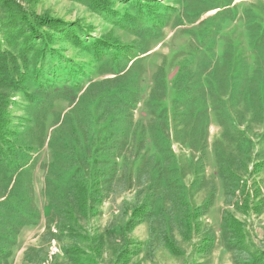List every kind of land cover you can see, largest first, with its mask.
Segmentation results:
<instances>
[{
    "label": "rangeland",
    "instance_id": "obj_1",
    "mask_svg": "<svg viewBox=\"0 0 264 264\" xmlns=\"http://www.w3.org/2000/svg\"><path fill=\"white\" fill-rule=\"evenodd\" d=\"M15 2L66 24L49 30L45 45L39 40L29 42L32 49L45 48L43 57L33 50L27 56L41 67L40 80L50 93L28 80L26 90L11 97L13 164L19 162L23 167L16 175L0 168V202L17 204L24 220L0 209V222L6 225L2 234L13 241L6 247L0 243L7 254L0 264H67L62 248L81 264H233L216 234L211 249L204 251L208 243L203 241L202 228L207 225L217 232L214 212L218 208L244 224L243 239L250 251H264V112L257 108L254 97L243 100L241 94L255 91L260 82L264 90V0H106L109 11L90 9L87 0ZM208 76L213 83L210 89ZM105 79L108 81L100 83ZM65 85L69 89L50 91ZM97 92L109 95L99 104L98 109L103 110L98 114ZM28 94L37 101L31 102ZM164 109L170 146L183 161L185 182L192 179L187 175V161L195 162L202 151L200 166L195 167L216 188L212 211L199 219V234L181 238L175 232L176 253L163 247L147 248L148 223L135 221L128 230L126 222L131 217H121L135 194L127 187L94 204L85 214L73 209L71 220L65 223L70 230L56 228L45 193L59 194L60 199L61 184L50 177L48 167L52 166L54 174L68 176L70 164L51 165L55 134L66 140L71 134L70 139L77 142L81 138L87 146L92 124L105 131L101 136L113 140L120 135L127 140L143 136L147 145L142 127L159 116L164 119ZM235 129L246 132L250 145L237 139ZM83 146L78 161L86 153ZM124 155L123 165H129V149ZM217 158L221 168H229L238 182V197L235 193L228 206L221 203ZM203 195V191L196 193L193 203L198 205ZM255 197L259 199L254 201ZM252 203L256 205L250 207ZM60 224L64 226V222Z\"/></svg>",
    "mask_w": 264,
    "mask_h": 264
},
{
    "label": "trees",
    "instance_id": "obj_2",
    "mask_svg": "<svg viewBox=\"0 0 264 264\" xmlns=\"http://www.w3.org/2000/svg\"><path fill=\"white\" fill-rule=\"evenodd\" d=\"M87 1L90 9L101 11H109L110 9L106 0ZM64 24L66 23L61 19L39 15L31 9L17 4L15 0H0V168H7V171L12 175H16L18 172L22 173L23 167L19 162L13 164L15 156L13 155V143L10 139L12 129L10 128L9 115L12 94L24 92L28 80L35 81V87L40 90L44 89L45 93H50L40 80L41 67L33 62L31 57L27 56L33 50L36 56L43 57L45 48L32 49L29 42L39 40L43 41L44 45L47 44V41L50 40L49 30H57ZM95 44L96 42L92 46ZM33 55L32 57H34ZM222 57L224 58V56ZM107 81L108 79H105L100 83ZM245 82L246 84L249 83L248 73L245 76ZM206 84L209 89L212 87L211 76L210 78L207 77ZM249 85H247L248 88ZM63 89L66 90L69 87L66 85L54 86L50 88V91L61 92ZM99 93L97 92L95 98L96 103H98L97 114L98 111L103 110V108L98 109L101 101L105 102L103 99L109 97L108 94ZM130 93L136 97L134 90H131ZM242 93H244L243 100L247 98L252 100L254 97L257 108L264 112V90L261 89V82L257 84L255 91ZM28 95L31 97V102L37 101L38 98H34L31 96L32 94ZM164 111L162 113L164 119L159 116L158 120H149L148 124L142 127V135L147 134V145H145L143 136L140 140H135V137L127 140V138L125 139L126 136L121 135L117 140H113L104 134L101 136L102 132L105 133V131L94 129L92 124H89L88 127L91 140L90 145L87 146H83V140L77 139L78 137L76 138L78 141L74 142L70 139L71 134L67 140L60 133L55 134L53 141L56 146L52 145L55 150H52L51 165L70 164L66 168V175L68 176L54 174L52 172L54 170L51 169L52 166L48 167L51 172L50 177L51 175L55 176L61 184V191L57 188L61 194L60 199H58L59 194L54 198L45 193L46 205L51 209V222H55L56 228L64 232L67 231L70 226H68L69 224L66 226L65 223L71 220L74 213L85 214L93 208L94 204L100 203L110 194L116 195L119 190L127 187L133 188L135 194L129 207L124 206L121 217L124 218L127 214L131 217L126 222L128 230L131 229L135 221L148 223L147 248H154L155 250L163 247L171 253H176L175 232L181 238H190L192 234H199L200 228H202L199 219L211 211V207L215 203L216 188L214 183H208L212 181H208L203 175V170L198 168L203 156L202 151L201 157L195 162L187 161L190 164L187 175L190 174L192 179L190 183L185 182L186 171H184L183 161L181 158L178 159L170 146L171 133L168 112L166 109ZM107 116H109L108 113ZM66 118L62 122H65ZM221 125L223 126V124ZM233 133L238 136V140L242 139L243 144L247 145L248 143L250 145L251 139L247 137L245 131L235 129ZM59 139L62 142L60 144L57 142ZM188 143L192 147L190 142ZM81 146H83L82 149L85 147L86 153L82 156V160L78 161ZM151 146L152 152L149 154ZM127 149H129L131 159H129V165H123L124 153ZM141 151L146 154H141ZM121 158L120 166L118 161ZM116 159L117 163L115 162ZM61 161L63 163H60ZM218 161L217 158V164ZM80 164L84 165L85 168ZM218 171L222 185L223 203L228 206L236 193L238 182L236 183V179L229 168L223 170L218 164ZM85 172L88 173V176ZM230 181H235L234 185L230 184ZM46 182L49 186L48 176H46ZM200 191L204 192L203 198L198 205H195L192 198ZM19 204L21 205V201ZM18 207L17 204H13L9 200L4 203L0 202V209L15 215V219L24 220L21 218L23 210ZM73 209H75L74 213H72ZM63 222L64 226H60L62 225L60 223ZM217 224L219 226L217 232H213L207 225L202 228L203 241L208 243L204 251L211 249L216 234L224 250L230 253L233 264H264V251L254 253L248 249L243 239L245 238L244 224L237 220L233 214L228 210H221ZM3 227H6L5 222L3 224L0 222V243L2 242L5 247L6 244L11 246L13 241L2 234L1 229ZM5 247H0V259L7 255L4 250ZM62 252L67 264H81L78 260L73 261L65 248H62ZM25 261L27 262V259Z\"/></svg>",
    "mask_w": 264,
    "mask_h": 264
},
{
    "label": "crops",
    "instance_id": "obj_3",
    "mask_svg": "<svg viewBox=\"0 0 264 264\" xmlns=\"http://www.w3.org/2000/svg\"><path fill=\"white\" fill-rule=\"evenodd\" d=\"M252 189H256L255 187H253ZM261 189V188H260ZM250 191V193H251V190H249ZM222 191L220 190V193H221ZM220 193H219V195H220ZM236 195H237V197H238V191H236ZM264 197V196H263ZM259 198L258 197H255L254 198V201H257ZM221 203H222V205H223V196L221 197ZM214 205H215V203H214ZM213 205V206H214ZM256 204L255 203H252V204H250V207H254ZM222 209H220V208H218L214 213H215V215H216V219H217V222H219V219H220V214H219V212L221 211ZM212 211V210H211ZM251 213H252V211H251ZM236 215H238L237 213H235ZM235 216V215H234ZM236 217V216H235ZM237 218V217H236ZM246 228H248V227H245V229Z\"/></svg>",
    "mask_w": 264,
    "mask_h": 264
}]
</instances>
